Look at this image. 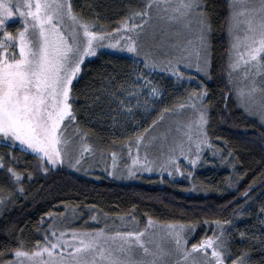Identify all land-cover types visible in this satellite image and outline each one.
Instances as JSON below:
<instances>
[{
  "label": "snow or ice",
  "instance_id": "6c2138e0",
  "mask_svg": "<svg viewBox=\"0 0 264 264\" xmlns=\"http://www.w3.org/2000/svg\"><path fill=\"white\" fill-rule=\"evenodd\" d=\"M16 20L21 26L9 31L8 25ZM96 29L94 21L74 10L73 0H0V141L9 147L18 143L21 150L30 151L44 172L66 163L77 168L85 154L92 151L85 142L88 133L77 126L74 108L77 97L73 90L82 64L87 57L95 56L97 49L118 48L143 56L145 68L159 67L177 80L184 76L181 65L195 66L205 74L210 67L211 26L202 0H144L140 10L131 11L111 32ZM227 31L231 41L228 83H233L234 74L241 75L245 83L235 88L240 105L246 110L256 106L257 114L264 120V0H229ZM158 35L169 41L174 55L161 60L152 50H143V38L155 41ZM140 79L147 81L143 74L137 76V81ZM151 93L158 94V89L152 87ZM205 96L203 90L193 92L185 103L177 104L179 110L191 108L195 118L176 124L178 135L172 136L167 158L158 165L160 169L178 167L181 157L196 164L201 146L208 142ZM159 119L162 121L164 116ZM157 123L153 120L149 127ZM148 131L146 128L144 133ZM144 133L128 145L130 176L135 174L134 167L151 172L157 166L147 153L157 137L149 138ZM172 133L173 129L168 128L161 134L162 141H168ZM133 144L135 156H132ZM164 146L161 143V149ZM112 157L115 163V152ZM5 167L4 157L0 155V169ZM6 170L10 179L21 181V173L13 167L7 166ZM19 191L23 192V187ZM243 195L247 197V191ZM48 215L55 220L52 213ZM215 223L219 233L207 235L190 247L187 236L193 231L192 226L169 223L163 234L157 236L150 232L156 226L151 218L143 229L128 231H109L107 226L90 231H59L49 224L43 243L37 241L31 251L25 250L21 243L13 258L3 264H226L228 260L231 264H248L246 253L232 258L228 242L223 238L221 225L231 222Z\"/></svg>",
  "mask_w": 264,
  "mask_h": 264
},
{
  "label": "trees",
  "instance_id": "16d2710c",
  "mask_svg": "<svg viewBox=\"0 0 264 264\" xmlns=\"http://www.w3.org/2000/svg\"><path fill=\"white\" fill-rule=\"evenodd\" d=\"M143 2L73 0V5L76 12L96 23V30L111 32L131 11L140 10ZM202 4L211 26L210 71L205 100L207 133L233 159L238 170L235 190L216 194L215 188L222 184L219 177L215 178L211 194L197 196L188 195L179 187L169 184L151 187L107 180L98 182L61 167L49 168L44 172L38 166V158L29 151L17 150L14 156V150L9 146L0 147V154L5 156L7 166L21 173V187L24 189L6 202L0 215V264L12 259L14 250L21 243L25 250L31 251L37 241H42L49 225V213L62 216L67 210L87 209L109 218L136 216L144 220L151 218L161 224L178 223L196 227V238L209 235L216 221L232 220L226 238L232 258L243 252L247 254L245 258L248 264H264V233L256 232L258 224L251 216L260 204L264 205V130L258 121L239 108L228 83L229 3L227 0H202ZM100 26H103L102 29ZM132 69L131 60L113 55H103L86 63L79 80L74 83L76 101L96 99L107 84H125ZM163 81L167 84V90L175 86L170 79ZM174 99L177 98L172 97L170 101ZM91 127L86 130L92 139L110 145L118 141L107 130L94 125ZM10 152L13 154L12 160L9 158ZM246 191L247 197L243 195ZM81 218L88 219L86 216ZM241 233L244 234L243 239Z\"/></svg>",
  "mask_w": 264,
  "mask_h": 264
},
{
  "label": "rangeland",
  "instance_id": "374dc122",
  "mask_svg": "<svg viewBox=\"0 0 264 264\" xmlns=\"http://www.w3.org/2000/svg\"><path fill=\"white\" fill-rule=\"evenodd\" d=\"M229 3V0H227ZM138 22V21H137ZM21 26L19 20L14 21L8 25L9 31H15ZM211 32V31H210ZM228 40L230 45V37L228 34ZM210 41V35H209ZM144 51L152 50L153 54L163 60L165 56L174 55L173 50L170 47V43L166 39H161L158 35L156 40L153 41L147 37L143 38ZM107 44V41H105ZM159 45V47H154ZM103 55H113L117 57H124L133 62V69L130 74L129 80L119 86L107 84L102 91L99 99L88 100L86 102L76 101L74 108L77 113V126L84 132L88 131L86 128H92L96 126L98 128L107 130L108 134L112 137H116L118 141H115L112 145L102 143L88 133L85 142L91 145V153H86L81 164L77 168L69 167L67 163L63 166H57L65 169L74 174L92 179L94 181H114L117 183L126 184H146L151 187H163L167 184L175 185L183 190L186 194L197 196V195H208L212 192L210 189L215 184V178H220L222 184L215 188L216 194H222L225 192L233 191L236 188L235 182L238 179V170L236 169L233 159L225 154V151L219 143L213 142L207 133L208 126V111L207 124L205 125V131L207 133L208 142L201 146L199 159L195 165L189 163L184 158L178 159L177 166H169L167 169H160L159 164L163 163L168 155V145L172 142V136L178 135L175 133V126L178 122L183 123L189 119L195 118V113L191 108H185L179 110L176 108L177 104L185 103L187 97L193 92H206V84L209 81V71L207 74L204 72H198L196 67L186 68L181 65V71L184 73L182 79L177 80L170 72L161 70L157 67L156 69L145 68L143 56H135L126 51H121L118 48L113 49L109 47H103L97 49V54L92 57H87L81 66V73L74 83H76L83 71V67L90 61H95ZM229 59V58H228ZM194 63V62H193ZM143 74L147 77V81L140 79L137 81V76ZM170 79L175 84L172 89L167 90V84L163 81ZM233 83L231 84L234 98L239 108L250 118L258 121L262 129L264 130V120L258 113V108L252 106L246 110L242 107L237 99L235 88L244 85V81L239 73L234 74L232 77ZM150 81V83H148ZM152 87L158 89V94H152ZM114 93V95H113ZM207 96V93H206ZM206 96L203 100L205 105ZM177 98L174 101H170L171 98ZM96 98V97H95ZM259 98V96H257ZM123 101V104L120 102ZM176 102V103H175ZM175 103V105H174ZM173 106L171 108L170 106ZM164 109H172L170 112H164ZM207 110V107H206ZM163 115L164 119L160 121V116ZM157 120V125L150 128L152 121ZM148 128V133H144V130ZM168 128L173 129L172 135L169 136L168 141H162L161 134L164 133ZM141 133H144L146 137H157V140L153 142L147 149L148 158L155 160L157 166L154 170L143 171L135 170V174L129 175V167L132 166L131 156L128 152V145L134 141L135 137ZM71 134V129L69 130ZM95 135V131L93 132ZM164 143V148L161 149L160 145ZM0 147H8L3 141H0ZM15 151H23L18 143L16 147H10ZM116 153L115 163L113 161L112 153ZM29 153H31L29 151ZM145 149L142 147L140 155L143 156ZM1 155V154H0ZM136 155L135 146L133 144L132 156ZM13 157L10 152L9 157ZM4 157V164L7 167L6 158ZM15 158V157H14ZM194 158V153H193ZM12 160V159H10ZM6 167L0 169V197L3 198V202L0 203V215L5 208L6 202L17 196L20 191L21 182L19 183L9 178ZM198 179L204 181L199 182ZM264 205H259L255 211L251 214L254 217L258 225L255 229L257 233H264V212H261V208ZM86 216L88 219H82L81 217ZM55 220L49 219V224H54L55 228L59 231L65 229H76V230H94L99 228H105L109 231H128L134 229H143L147 224L148 220L135 217L132 220L130 217L120 218H109L103 215H99L97 212L91 209L87 210H67L62 216H54ZM92 217H96L95 220ZM123 218V219H121ZM232 223V220L230 221ZM222 224L221 227L224 229V239L227 238V233L230 232L232 225ZM94 227H89L87 225ZM167 224H161L156 222V226L150 229V232H154L157 236L162 235L165 226ZM186 226V225H185ZM49 227V225H48ZM48 229V228H47ZM209 235L214 232L219 233L220 228L217 227L216 223L210 228ZM57 232V235L59 234ZM198 229L193 227V231L187 236L189 240V247L191 243H196L202 238H196L195 235ZM46 232V231H45ZM45 235V234H44ZM44 235L41 243H43ZM51 239V237H49ZM204 238V237H203ZM241 239L243 237L241 236ZM226 264H231V261H226Z\"/></svg>",
  "mask_w": 264,
  "mask_h": 264
}]
</instances>
